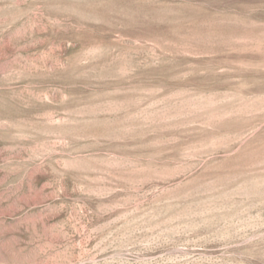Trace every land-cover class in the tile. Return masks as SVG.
<instances>
[{
  "label": "rangeland",
  "instance_id": "1",
  "mask_svg": "<svg viewBox=\"0 0 264 264\" xmlns=\"http://www.w3.org/2000/svg\"><path fill=\"white\" fill-rule=\"evenodd\" d=\"M0 264H264V0H0Z\"/></svg>",
  "mask_w": 264,
  "mask_h": 264
}]
</instances>
